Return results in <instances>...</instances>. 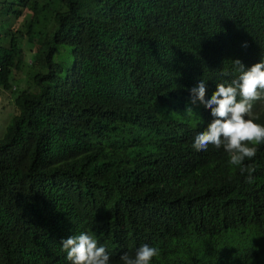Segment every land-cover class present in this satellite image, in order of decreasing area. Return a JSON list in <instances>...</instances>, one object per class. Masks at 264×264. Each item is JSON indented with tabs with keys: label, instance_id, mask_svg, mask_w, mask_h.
I'll list each match as a JSON object with an SVG mask.
<instances>
[{
	"label": "trees",
	"instance_id": "16d2710c",
	"mask_svg": "<svg viewBox=\"0 0 264 264\" xmlns=\"http://www.w3.org/2000/svg\"><path fill=\"white\" fill-rule=\"evenodd\" d=\"M233 1L251 16L264 10L263 0ZM164 5V0H0V39H7L0 40V87L13 92L18 81L11 79L28 84L16 91L15 105L10 104V151L7 165L0 167L1 175L10 176L9 191L0 187V236L12 244L13 252L19 251L18 264H51L46 250L35 253L33 247L41 238L54 240L65 220L61 211L52 210L47 185L67 181L62 185L71 190L87 180L97 195H109L131 171L142 178L149 194L156 189L150 179L157 171L175 185L172 217L180 230L176 259L182 257L181 264H264V148L244 162L254 169L249 182L247 173L241 175L228 158L214 157L220 152L202 155L193 141L170 130L134 139L120 135L119 121L128 120L130 111L111 101V94L137 84L138 95L149 99L150 92L167 95L165 87L171 94L178 74L197 76L181 68L202 63L211 66L209 85L217 75L221 61L216 67L201 54L223 32L193 24L185 1L176 2L171 13L162 11ZM25 8L30 14L23 19L19 16ZM40 14L51 28L53 43L71 48L79 69L50 63L53 68L40 71L43 63L34 56L29 66L39 67L32 76L17 75L22 70L20 42L34 36ZM18 17L21 26L11 30ZM121 60L130 62L128 73H120ZM100 98L108 116L98 111ZM136 110L132 105V112ZM110 121L117 124L109 128ZM216 209L226 222L220 235L204 245L196 238V221Z\"/></svg>",
	"mask_w": 264,
	"mask_h": 264
},
{
	"label": "clouds",
	"instance_id": "9594fccd",
	"mask_svg": "<svg viewBox=\"0 0 264 264\" xmlns=\"http://www.w3.org/2000/svg\"><path fill=\"white\" fill-rule=\"evenodd\" d=\"M180 1H185L186 12L195 21L193 24L203 30L216 28L223 32L218 43H212L201 54L216 67L221 61L217 75L209 85L211 66L202 63L194 69L181 68L184 73L195 72L197 76L178 74L171 94L165 87L167 95L150 92L151 99L144 93L139 96L138 84L111 94V101L122 108L127 106L130 111L128 120L119 121L123 131L120 135L134 139L150 132L154 135L158 130H170L181 139L193 141L195 150L204 151L202 155L207 156V150L220 152L214 156L216 159L228 158L229 164L237 167L241 175L247 173L246 178L251 182L254 169L244 162L264 148V10L251 16L243 12L242 3L233 0H224L221 4L211 0H164L162 11L174 12L175 3ZM29 14L25 8L19 17L24 19ZM19 17L11 23V30L21 26ZM39 18L34 36H24L20 42L22 62L26 58L30 64L35 56L43 63L40 71H46L50 63L53 67L79 69L81 66L71 48L63 53L62 46L57 45L59 52L50 35L51 28L46 27L42 14ZM16 22L18 26L14 25ZM58 54L59 59L54 60ZM20 66L23 74L34 67L30 65L26 69L22 63ZM130 66V62L121 60L118 69L121 74L128 73ZM114 68L118 75L116 64ZM16 81L18 87L11 83L14 91L10 97L14 99L16 91L28 85L26 81L23 84ZM128 81L124 80L125 87ZM132 105L139 111L132 112ZM97 108L108 116L101 98ZM7 123L0 135V167L7 165L5 158L10 151ZM109 123V128L117 124L116 121ZM152 180L157 184L152 194L146 192L142 178L134 171L121 181L119 190L109 195H97V188L87 180L71 190L69 185H62L67 181L47 185L52 210L61 211L65 220L54 240L48 238L47 243V238H41L37 246L33 245L35 253L46 250L51 264H181L182 257L176 259L180 254L176 242L180 230L175 228L172 217L177 189L160 171L153 174L151 183ZM0 187L2 191H9L10 176L0 174ZM173 194L176 197L172 202ZM222 221L226 222L218 209L209 216L203 215L196 221V238L204 245L210 243L209 238L220 235ZM56 245L58 248L52 250ZM221 245L222 242L213 246ZM14 249L0 236V264H18L20 254L18 250L13 252Z\"/></svg>",
	"mask_w": 264,
	"mask_h": 264
},
{
	"label": "rangeland",
	"instance_id": "374dc122",
	"mask_svg": "<svg viewBox=\"0 0 264 264\" xmlns=\"http://www.w3.org/2000/svg\"><path fill=\"white\" fill-rule=\"evenodd\" d=\"M14 25L18 26L19 22L14 23ZM0 40H3V42H7V39H0ZM61 51L63 53L66 52L63 47L61 48ZM59 57H60V55L58 54L57 56H55L53 58H54V60H58ZM22 64L25 65L24 67L29 66L28 59L23 58ZM37 67H39V66H37ZM37 67H33L32 69H30L28 75L32 76L33 72L35 71V69ZM41 67H43V66H41ZM20 73H21L20 71L17 72V75H20ZM11 80H12V82L16 81V79H11ZM19 82H20L19 84H23L21 82V80H19ZM10 95H11V93H10L9 89H3L0 87V135L2 134L4 127H5V124L7 123L9 117L12 114V113L10 114V106L12 107V105H10V104L13 103V105H15L14 98L10 97Z\"/></svg>",
	"mask_w": 264,
	"mask_h": 264
}]
</instances>
